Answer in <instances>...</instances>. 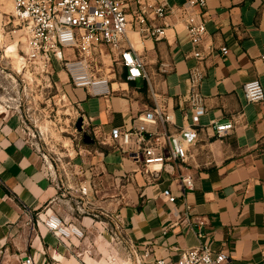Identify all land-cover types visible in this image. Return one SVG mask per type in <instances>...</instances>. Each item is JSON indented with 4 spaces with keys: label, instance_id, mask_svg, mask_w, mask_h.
Masks as SVG:
<instances>
[{
    "label": "crops",
    "instance_id": "1",
    "mask_svg": "<svg viewBox=\"0 0 264 264\" xmlns=\"http://www.w3.org/2000/svg\"><path fill=\"white\" fill-rule=\"evenodd\" d=\"M198 10L196 20L207 26L199 47L205 54L201 91L207 112L198 126L199 139L189 147L186 172L195 188L184 193L171 171L153 180L121 150L101 142L113 127L130 129L137 114L155 105L146 81L126 80L127 71L118 66L108 74V97L68 88L90 120L87 134L93 139L77 144L80 152L71 159L75 166L69 183L98 188L101 199L92 194L89 208L119 212L126 232L141 249V244L153 245L158 257L177 259L184 249L199 245L201 228L205 243L228 253V264H264V101L249 102L243 88L254 78L264 85V0H208ZM165 21L167 37L161 40L140 41L130 33L151 72L158 103L174 116L165 131L174 133L192 123L189 72L197 59L182 19L172 15ZM162 61L171 63L163 73ZM212 120H234L235 129L219 137L208 128ZM49 164L33 145L26 122L0 113V264H24L27 256L35 264H106L111 237L101 221L104 216L73 208ZM165 187L178 197L176 203L162 197ZM52 212L79 226L84 236L59 239L49 232L40 216Z\"/></svg>",
    "mask_w": 264,
    "mask_h": 264
},
{
    "label": "built area",
    "instance_id": "2",
    "mask_svg": "<svg viewBox=\"0 0 264 264\" xmlns=\"http://www.w3.org/2000/svg\"><path fill=\"white\" fill-rule=\"evenodd\" d=\"M207 1L185 0L183 4L177 5L170 3V0H13L14 15L22 27L24 37L22 64L28 71L32 68L42 77L50 69L60 67L74 88L86 89L94 97H108L112 92L109 73L104 66V56L108 50L112 63L127 71L126 80L146 81L155 105L137 114L130 129L113 127L109 136L103 137L101 142H108L121 150L153 180L160 179L164 171H171L186 193L195 188L192 176L186 172L189 147L199 139L198 126L207 112L206 98L201 91L205 76V54L199 48L207 34V26L204 20H196L200 17L198 8L205 9ZM172 15L182 19L194 45L191 54L197 62L189 72L192 123L174 133H167V124L174 123V116L158 103V92L151 72L130 32L138 34L140 40L166 38L169 24L165 19ZM222 53H229L227 47L222 48ZM261 58L264 60V53ZM169 67L171 63L162 61L159 71L166 72ZM243 88L249 102L264 101V85L260 79L246 81ZM75 103L77 122L82 119L83 131L80 133L83 135L89 132L90 120L81 112L79 103ZM21 118L25 122L22 116ZM235 124L234 120H212L208 128H212L217 136L222 137L234 130ZM159 126L164 132L158 130ZM92 132H96L95 127ZM43 155L48 159L47 155ZM49 166L58 187L65 189L66 197L74 203L73 208L95 218L104 216L101 221L111 237V249L104 257L106 264L229 263L230 258L226 251H215L203 241L205 234L201 228L197 230L200 244L184 249L177 259L156 256L153 245L149 243L141 244V249L139 243L126 232L124 218L119 212L97 213L89 208L93 206L91 195L98 193V188L93 190V186L88 183L73 187L66 171L59 173L52 162ZM168 166L172 170H168ZM162 197L173 204L178 200L171 187L163 189ZM40 219L49 232L59 239L84 236V231L79 226L65 221L56 213H47L44 218L40 216ZM199 225H204V222H199ZM24 264L35 262L32 257L27 256Z\"/></svg>",
    "mask_w": 264,
    "mask_h": 264
},
{
    "label": "rangeland",
    "instance_id": "3",
    "mask_svg": "<svg viewBox=\"0 0 264 264\" xmlns=\"http://www.w3.org/2000/svg\"><path fill=\"white\" fill-rule=\"evenodd\" d=\"M14 11L0 10V113L22 116L33 145L47 155L59 173L66 171L71 181L75 166L71 159L80 152L77 144L83 141L77 129V105L68 91L72 85L60 67L42 77L23 66L24 37ZM135 36L140 40L138 34ZM104 59L107 73L113 71L112 66L117 68L108 50ZM95 196L101 199L100 194Z\"/></svg>",
    "mask_w": 264,
    "mask_h": 264
},
{
    "label": "bare ground",
    "instance_id": "4",
    "mask_svg": "<svg viewBox=\"0 0 264 264\" xmlns=\"http://www.w3.org/2000/svg\"><path fill=\"white\" fill-rule=\"evenodd\" d=\"M0 10L4 12L14 11V3L13 0H1L0 2ZM66 97V96H65Z\"/></svg>",
    "mask_w": 264,
    "mask_h": 264
},
{
    "label": "water",
    "instance_id": "5",
    "mask_svg": "<svg viewBox=\"0 0 264 264\" xmlns=\"http://www.w3.org/2000/svg\"><path fill=\"white\" fill-rule=\"evenodd\" d=\"M77 129L82 132L83 131V128H82V119L80 118L77 122ZM84 140L87 142L89 140L93 141V139H91L90 135L85 133L84 134Z\"/></svg>",
    "mask_w": 264,
    "mask_h": 264
},
{
    "label": "flooded vegetation",
    "instance_id": "6",
    "mask_svg": "<svg viewBox=\"0 0 264 264\" xmlns=\"http://www.w3.org/2000/svg\"><path fill=\"white\" fill-rule=\"evenodd\" d=\"M83 139H84V134H83Z\"/></svg>",
    "mask_w": 264,
    "mask_h": 264
}]
</instances>
